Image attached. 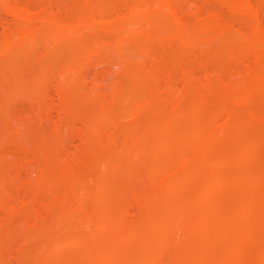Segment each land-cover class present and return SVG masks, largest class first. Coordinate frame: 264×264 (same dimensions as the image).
Returning a JSON list of instances; mask_svg holds the SVG:
<instances>
[{"label": "rangeland", "instance_id": "obj_1", "mask_svg": "<svg viewBox=\"0 0 264 264\" xmlns=\"http://www.w3.org/2000/svg\"><path fill=\"white\" fill-rule=\"evenodd\" d=\"M6 1L9 2L7 6L4 3ZM149 1L151 2L0 0V264H144L146 254L157 247L154 245L155 240L161 237L157 230L153 231L154 220L156 222L158 219L160 222L163 220L165 227H162L168 230H163L166 236L162 234L164 238H161L165 239L162 240L165 246L161 242L162 248L159 245L154 250L159 251L158 258L161 256L158 262L179 264L176 261H179L178 253L174 250L183 252L181 245H184L186 238L181 219L187 217L188 211H183V215L182 210L180 213L175 210L180 208L181 199L182 202L187 200V204L190 201L189 206L196 208L197 212L204 209V218H198L206 221L215 203L211 205L213 199H210L211 201L206 200L208 203L197 204L196 197L199 193H196L199 187H212L213 183L216 186L213 185L214 188L221 189L220 192L223 187H227L224 199L218 198L219 196L215 199L219 206L224 200L227 203L228 198L230 202L236 194L235 191L242 190L241 193L247 195V198L261 200L264 210V100L245 103L240 97L241 89L244 90L247 86L245 78H250L253 66L259 71L262 68V71L264 70V66L257 62V57L264 55V45L253 42L251 36L252 31L261 28L264 31V0H236V3H241L239 5L246 3L242 5L244 10L239 5L237 9H233L229 4L230 0H168L174 6L170 10L175 13L156 7L158 4H155V0H152L154 4ZM147 3L153 4L154 7H148ZM11 5L15 9L17 5L20 7L16 11H20L22 17L16 15L15 11L12 12ZM246 5L249 7L244 8ZM153 8L159 9L155 11ZM97 10L103 14L100 15ZM149 10L150 13L154 10V14H150ZM138 11V16L136 14V18H133L134 12ZM142 11L144 13H141ZM26 12L31 14L30 21H26L23 16ZM41 16L47 17L46 21H42L44 17L42 19ZM82 17L84 21L92 23L86 21L82 26L79 22L81 28L76 23L80 34L78 36L74 23L73 26L68 24L79 21L77 19L83 20ZM51 18H54L53 21ZM209 19L213 24L214 21L218 22L216 26L223 24L221 29L224 31H218L215 25L207 22ZM27 22L29 23L26 24ZM120 22L125 24L121 25ZM204 22L212 24L210 26L215 29L209 33L207 29L212 27L206 28L208 25ZM131 24H134L135 28ZM177 24H180V27H177ZM200 24L206 29L207 35L199 33L202 36L194 42L192 38H197L196 30ZM66 25L69 26L68 29ZM55 27L59 32H54ZM123 27L136 32L133 34L128 30L129 33ZM175 27L180 28L183 33L186 30L185 35L192 40L187 42V37L186 41L180 38ZM72 28L77 34L75 38ZM165 28H175L176 31H163ZM17 29L24 32L15 41L18 46L6 48ZM45 29L55 34L54 36L52 32H47L52 33L54 42L59 40L58 44L49 41L52 37L50 34L51 37L47 34V42L48 37L42 36L44 39H39ZM124 32L129 35L124 37ZM126 39L130 41L126 42ZM78 41L82 42V46L85 41V49L93 44L91 51L89 49L91 53L86 52L88 49L84 52V46L77 47L80 45L77 44ZM67 42L72 43L69 44L72 50L69 48V51H74L72 54L77 53L78 59L74 61H80L79 66L68 65L70 61L73 63V55L71 56L66 48ZM254 47L257 51L253 50ZM255 53L258 56L254 55ZM68 70L72 71L70 75ZM259 71L253 72L252 77H257ZM261 75L264 76L263 73H260ZM233 86L235 91H238L239 98L229 95L230 89L234 90ZM213 88H216V91ZM135 112H139L138 115ZM230 116L239 120H231ZM228 119L231 122H228ZM245 129L246 131L242 132ZM163 140L167 141L166 147H163L166 143L160 146ZM178 142L179 144H176ZM199 158L205 160L208 165L201 167L203 164L200 163L199 166ZM226 162H231V166H227ZM246 169L256 175L258 182L253 185L250 183V186L246 184L247 188L241 189L235 179L242 176ZM188 173L190 177L187 178ZM180 176L190 181L183 184L185 190L183 186L176 187L172 196L169 194L171 192L160 190L166 187L167 182ZM237 187L239 189L235 190ZM180 189L183 192H179ZM163 194L165 197H161ZM189 195L194 196H190L189 200ZM160 197H167L164 199L167 203L159 200V205H153L154 199ZM175 198H178L179 202L175 201ZM145 200L153 201L152 206H148L154 209H149L153 214L148 212L147 205L150 202L145 204ZM167 200L175 201L177 205ZM205 204L211 206V209ZM173 205L177 208L172 207ZM192 207L191 212H194ZM251 209H246L249 212L246 211L245 216L252 218L253 214L254 219L258 218L260 214L257 208H254L255 211ZM174 213L178 215L177 218ZM181 213L182 217H186H179ZM217 214L215 213L216 216ZM216 216L208 219L215 222L216 228H221L223 221L219 215V218ZM262 218L264 219V215L259 217L257 224L264 222ZM216 219H220V223H217ZM166 224H169L170 231ZM216 224L220 226L217 227ZM213 225L214 223L211 228ZM263 225L264 223L260 224L264 228ZM143 226H148L147 230L151 232L145 230L143 234ZM135 230L139 233V240L129 238L133 235L130 232L137 233ZM218 230L219 234L215 231L211 235L216 233L214 237H222L221 230ZM257 235L254 233L253 237L252 233L245 238L244 235H229L227 238L231 241L238 238L240 243L244 241L242 245L248 255V252H258L252 250L255 245L260 244H255L260 240ZM213 236L211 237L214 238ZM255 237L258 240L255 241ZM141 240L146 241L148 253V247H142ZM169 241H173L169 243L171 246L167 245ZM64 242L67 243L66 247H61ZM169 246H174L172 254L175 253L176 257L170 256L172 249H169ZM258 246L261 247V244ZM221 247L224 245L219 247V251L223 249ZM245 247H250L251 251L250 248L246 251ZM190 249L183 247L184 255H189V258L197 256L198 261L203 257L202 261L200 259L204 262L202 264H209L212 260L213 263L218 253L214 252L216 255H213L212 249H209L208 253L205 252L207 249L201 251L195 248L196 251L191 250L192 254ZM118 253L121 256L117 259ZM198 253L207 254L199 256ZM223 254L224 252L220 255ZM252 254L250 257L244 256L247 259H241L242 262L254 264ZM140 255L143 256L139 257ZM220 255L213 264H219L223 260L225 254L221 256L222 259ZM249 258L253 259L252 262Z\"/></svg>", "mask_w": 264, "mask_h": 264}, {"label": "bare ground", "instance_id": "obj_2", "mask_svg": "<svg viewBox=\"0 0 264 264\" xmlns=\"http://www.w3.org/2000/svg\"><path fill=\"white\" fill-rule=\"evenodd\" d=\"M146 1H148V0H146ZM153 1H154V0H153ZM155 1L157 2V3H155V4H158V5H155V6H156V7L159 6V8L161 7V9L164 8V9H168V10L171 9V10H172V8H174V6L171 5L172 3H170V1H168V0H155ZM155 1H154V2H155ZM7 2H8V1L4 2V3L6 4V6H7ZM151 2H152V0H151ZM151 2L149 1V3H151ZM8 3H9V2H8ZM143 3H144V2H143ZM149 3H147V4L149 5L148 7H154V5H153L154 3H153V2H152L153 4H149ZM229 4H230V6H231L233 9H234V8L237 9V5H239V4H241V3H240L239 1H238V3H236V0H230V3H229ZM245 4H246V3H243L242 5H245ZM9 5H10V4H9ZM137 5H138V4H137ZM137 5H136V6H137ZM150 5H152V6H150ZM242 5H239V6H241V8L243 9ZM4 6H5V5H4ZM15 6H16V5H15ZM139 6H140V5H139ZM142 6H143V4H142ZM145 6H146V4H145ZM239 6H238V7H239ZM11 7H12V5H11ZM137 7H138V6H137ZM140 7H141V6H140ZM146 7H147V6H146ZM148 7H147V8H148ZM246 7H249V6L246 5L244 8H246ZM7 8H8V7H7ZM142 8H143V7H142ZM142 8H140V9L142 10ZM147 8H146V9H147ZM159 8H156V10H158ZM239 8H240V7H239ZM16 9L19 10L20 7L18 8V5H17V8H16ZM16 9L12 7V12L15 11V12L17 13ZM89 9H90V8H89ZM91 9H92V8H91ZM93 9H94V8H93ZM95 9H97V8H95ZM149 9H150V8H149ZM153 9H154V8H153ZM131 10H132V9H131ZM131 10H130V11H131ZM144 10H145V9H144ZM151 10H152V9H151ZM151 10H149V13H150ZM154 10H155V9H154ZM154 10H153V11H154ZM156 10H155V11H156ZM171 10H170V11H171ZM173 10H175V9H173ZM243 10H244V9H243ZM26 11H28V10H26ZM84 11H85V10H84ZM87 11H88V10H87ZM95 11H96V10H95ZM95 11H93V13H95ZM97 11H98V13L101 12V11H99V10H97ZM145 11H146V10H145ZM147 11H148V9H147ZM147 11H146V12H147ZM153 11H152V13H150V14H154ZM159 11H160V10H159ZM21 12H22V11H21ZM24 12H25V11H24ZM90 12H91V11H89V13H90ZM139 12H140V11H138V13H137V12H136V13L134 12V17H133V18H136V14H137V16H138ZM146 12H145V13H146ZM161 12H162V11H161ZM167 12H168V11H167ZM171 12H172V13H175V11H171ZM8 13H9V12H8ZM16 13H15V14H16ZM22 13H23V12H22ZM26 13H27V12H26ZM85 13H86V12H85ZM96 13H97V12H96ZM141 13H144V12L142 11ZM157 13H158V12H157ZM157 13H155V14H157ZM15 14H14V15H15ZM18 14H19V16H20V14H21L20 11H19L16 15H18ZM99 14L102 15L103 12H102V13H99ZM166 14H167V13H166ZM168 14H169V13H168ZM26 15H28V16H26ZM29 15H30V16H29ZM82 15H83V14H82ZM97 15H98V14H97ZM131 15L133 16V13H131ZM148 15H149V14H148ZM174 15H175V14H174ZM23 16H25L24 18H25L26 21H28V20L30 21V19H29V17H31L30 12H29V14L27 13V14H25V15H23ZM90 16H91V14H90ZM92 16H93V15H92ZM94 16H95V15H94ZM128 16H129V15H128ZM142 16H143V15H142ZM142 16H141V17H142ZM17 17H18V16H17ZM20 17H22V16H20ZM27 17H28V19H26ZM41 17H42V19H43V17H44V19H43L42 21H46L45 19H46L47 17H45V16H41ZM41 17H40V18H41ZM85 17H86V16H85ZM120 17H122V16H120ZM120 17H119V18H120ZM123 17H124V16H123ZM151 17H152V16H151ZM157 17H158V16H157ZM78 18H79V17H78ZM80 18H81V17H80ZM82 18H83V17H82ZM86 18H87V17H86ZM93 18H94V17H93ZM119 18H117L116 20H118ZM131 18H132V17H131ZM154 18H155V17H154ZM177 18H178V17H177ZM48 19H50V18H48ZM53 19H54V18H51V21H53ZM76 19H77V18H76ZM121 19H123V18H121ZM125 19H126V17H125ZM168 19H169V18H168ZM172 19H173V18H172ZM213 19H214V18H213ZM77 20H79V21H76V22L74 21V22H72V20H71V22H72L71 24H72V25H71V24H68V25H69V26H73V23H74V25L76 26V27H74V28H75V31H77V34H78V30H77L78 27H77V25H79V24L82 25V24H83L84 22H86L87 20L84 21V18H83V20H82V19H77ZM80 20H82L83 22L80 21ZM90 20H92V19L90 18ZM93 20H95V19H93ZM152 20H153V19H152ZM155 20H157V19L155 18ZM178 20H179V19H178ZM104 21H106V20H104ZM118 21H119V20H118ZM122 21H123V20H122ZM122 21H121V22H122ZM135 21H136V20H135ZM169 21H170V19H169ZM169 21H168V22H169ZM174 21H175V20H174ZM209 21H210V23H212V21H211L210 19H209L207 22H209ZM54 22L58 23V21H56V20H54ZM68 22H69V21H68ZM79 22H80V23H79ZM87 22H91V21H87ZM116 22H117V21H116ZM121 22H120V23H121ZM156 22H157V21H156ZM170 22H171V21H170ZM172 22H173V21H172ZM177 22H178V21H177ZM179 22H180V21H179ZM28 23H29V22H27L26 24H28ZM76 23H77V25H76ZM78 23H79V24H78ZM91 23H92V22H91ZM103 23H104V22H103ZM120 23H119V25H120ZM123 23H124V22H123ZM123 23H121V25H122ZM132 23H133V22H132ZM134 23H135V22H134ZM180 23H181V22H180ZM217 23H218V22L214 21V24H213V23H212V24H213V26L215 25V27L218 29V31H219V30H223V29H221V26H222L223 24L221 23L222 25H219V24H218V26H216ZM49 24H50V23H49ZM59 24H61V22H60ZM88 24H89V23H88ZM100 24H102V20H101V23H100ZM116 24H117V23H116ZM124 24H125V23H124ZM124 24H123V25H124ZM129 24H130V23H129ZM157 24H158V23H157ZM174 24H175V23H174ZM201 24H202V23H201ZM201 24L199 25L198 29L196 30V33L198 32V33H197V38H192L193 41L195 40L194 42H197L198 39H199V37L202 36V35L199 34V33H202V32H203L204 34H206V29H204V27H202V26H204V24H205L206 26L208 25L207 27L205 26L206 28H210V27H212V26H210V25H212V24L209 25V23L206 24V23L204 22V24H202V26H201ZM46 25H48V24H46ZM62 25H63V24H62ZM68 25L65 26V27H67V29L69 28ZM117 25H118V24H117ZM131 25H132V24H131ZM133 25H134V24H133ZM133 25H132V26H133ZM178 25H180V24H177L176 26H177V27H180V26H178ZM28 26H29V25H28ZM60 26H61V25H60ZM79 26H80V25H79ZM82 26H83V25H82ZM82 26H80V28H81ZM92 26H93V24H92ZM125 26H126V25H125ZM129 26H130V25H129ZM132 26H131V27H132ZM153 26H155V25H153ZM164 26H165V25H164ZM166 26H167V25H166ZM169 26H170V25H169ZM171 26H172V25H171ZM171 26H170V27H171ZM219 26H220V28H218ZM225 26H226V25H225ZM225 26H223V27H225ZM133 27H134V26H133ZM159 27H160V26H159ZM159 27H158V28H159ZM170 27H169V28H170ZM173 27H174V25H173ZM177 27H175V28L177 29ZM200 27H201V28H200ZM215 27H212L211 29H207V30H208L209 33H210V31H213L212 29H213V28L215 29ZM223 27H222V28H223ZM260 27H261V26H260ZM44 28H45V27H44ZM58 28H59V26H58ZM58 28L56 29V27H55L56 31H54V30H53V31H54V32H57V31L59 32V29H60V28H59V29H58ZM74 28H72L71 30H73ZM120 28H121V26H120ZM123 28H124V27H123ZM123 28L121 29V32H122V30L125 29V28H124V29H123ZM134 28H135V27H134ZM134 28H133V29H134ZM153 28H155V27H153ZM158 28H157V29H158ZM169 28H167V29L165 28V30H163V31H168V32H170L172 29L170 30ZM175 28H173V30H174ZM181 28H182V27H181ZM199 28H200V32H199ZM51 29H52V28H51ZM118 29H119V28H118ZM161 29H162V27H161ZM179 29H180V28H179ZM179 29H177V31H176V30H174V31L172 30V31H173V33H175V31H176V34H177L180 38L185 39V41H186V37H187V42H189V41L192 40V39H188V36L185 35V34H187V33H186V30H185V32L183 33V32H181L182 30L180 31ZM201 29H202V30L204 29L205 31H204V30L202 31ZM217 29H216V30H217ZM255 29H258V28H255ZM255 29H254V30H255ZM261 29H262V28H261ZM261 29H258L257 31H256V30H255V31H252L254 34L252 33L251 36H252L253 42L256 41L255 43L258 42L259 44L264 45V31H262ZM17 30H18V29H17ZM17 30H15V31H17ZM20 30H21V29H20ZM20 30H18L16 33L13 34V36L11 37V40H12V41H10V42H11V43H10L11 45L6 43V44L8 45V47L6 46V48H9V47L11 46L10 49H12V47H16V46H18V43L15 45V41H16V39H19L20 35H22L21 33H24V32H21L22 30H21V31H20ZM26 30H27V28H26ZM47 30H49V29L47 28ZM71 30H69V31L71 32L70 34H72V31H71ZM128 30L132 31L130 28L127 27V29H125V31H128ZM183 30H184V28H183ZM23 31H25V30H23ZM63 31H64V30H63ZM66 31H67V30H66ZM73 31H74V30H73ZM75 31H74L75 34H74V33L72 34V35L74 36V38H75V35H77ZM80 31H81V30H80ZM130 31H128V32L130 33ZM172 31H171V32H172ZM208 31H207V33H208ZM214 31H215V30H214ZM223 31H224V30H223ZM30 32H31V31H30ZM38 32H41V31H38ZM38 32H37V33H38ZM47 32H52V31H51V30H50V31H46V29H45L44 33L42 32L43 34H42V33H39V35L42 34L41 37H39L38 35H36V36H38L39 39H42L44 36H45V38H46V37H48L49 34H50V33L48 34ZM121 32H120V33H121ZM128 32H127V33H128ZM132 32H133V31H132ZM135 32H136V31L134 30L133 34H134ZM138 32H140V31H138ZM138 32H137V33H138ZM146 32H148V31H146ZM35 33H36V32H35ZM52 33H53V32H52ZM52 33L50 34L51 36H52ZM122 33H123V32H122ZM122 33H121V34H122ZM141 33H142V32H141ZM211 33H212V32H211ZM213 33H215V32H213ZM213 33H212V34H213ZM218 33H219V32H218ZM218 33H217V34H218ZM25 34H26V33H25ZM25 34H24V35H25ZM47 34H48V36H47ZM53 34H54V33H53ZM56 34H57V33H56ZM64 34H65V33H64ZM121 34H120V35H121ZM145 34H146V33H145ZM149 34H150V33H149ZM62 35H63V34H62ZM66 35H67V34H66ZM68 35H69V33H68ZM79 35H80V34H78V36H79ZM123 35H126V36H124V37H127L129 34L127 35V34L124 32ZM141 35H142V34H141ZM168 35H169V34H168ZM171 35H172V34H171ZM177 35H176V36H177ZM206 35H207V34H206ZM42 36H43V37H42ZM51 36H49V37H51ZM54 36H55V34H54ZM131 36H132V34H130V37H131ZM134 36H135V35H134ZM142 36H143V35H142ZM144 36H145V35H144ZM178 36H177V37H178ZM9 37H10V36H9ZM38 37H37V38H38ZM49 37L46 38V42H47V39L49 40ZM67 37H69V36H67ZM70 37H71V35H70ZM118 37H119V36H118ZM194 37H195V36H194ZM238 37H239V36H238ZM34 38H35V36H34ZM79 38H80V37H79ZM131 38H132V37H131ZM189 38H190V37H189ZM205 38H206V37H205ZM35 39H36V38H35ZM43 39H44V38H43ZM51 39H53V36L51 37ZM51 39H50L49 41L54 42L55 39H53V40H51ZM67 39H68V38H67ZM72 39H73V37H72ZM242 39H244V38L242 37ZM62 40H63V39H62ZM69 40H70V39H68V41H69ZM81 40H82V39H81ZM196 40H197V41H196ZM247 40H248V39H247ZM23 41H24V40H23ZM26 41H28V43H29V39H27ZM26 41H25V42H26ZM30 41H31V40H30ZM49 41H48V42H49ZM58 41H59V40L57 39V42H54V43H57V44H58V43H59ZM60 41H61V39H60ZM63 41L66 42L67 40H66V41L63 40ZM71 41H72V40H71ZM122 41H125V39H124V40H121V44H120V45H122ZM127 41H128V40L126 39V42H127ZM129 41H130V40H129ZM129 41H128V42H129ZM7 42H9V41H7ZM12 42H14V43H12ZM25 42H24V43H25ZM69 42H70V41H69ZM75 42H76V40H75ZM84 42H85V41H84ZM84 42H83V46H84ZM117 42H118V41H117ZM239 42H241V41H239ZM61 43H62V41H61ZM61 43H60V45H62ZM67 43H68V42H67ZM73 43H74V41H73ZM78 43H80V42L78 41L77 44H78ZM81 43H82V42H81ZM81 43H80V45H77L76 43H75V44L77 45V47L79 46V48H81V47H83V46L81 45ZM119 43H120V42H119ZM124 43H125V42H124ZM255 43H254V44H255ZM12 44H13L14 46H13ZM69 44H70V43H68V45H67V47H66V48L68 49V51H69V48H70ZM71 44H72V43H71ZM71 44H70V45H71ZM85 44H86V43H85ZM117 44H118V43H117ZM246 44H247V43H246ZM259 44H258V45H259ZM23 45L25 46V44H23ZM54 45H55V44H54ZM63 45H65V44H63ZM90 45H91V44H90ZM90 45H88V47H89ZM249 45H250V44H249ZM68 46H69V47H68ZM97 46H98V45H97ZM101 46H102V45H101ZM245 46H246V45H245ZM19 47H20V46H19ZM62 47L65 48L64 46H62ZM85 47H86V46H84V47L82 48L83 51L85 52V50L88 49V50L86 51V52H88L91 46H90L89 48H87V49H85ZM92 47H93V44H92ZM92 47H91V48H92ZM99 47H100V46H99ZM243 47H244V46H243ZM71 48H72V47H71ZM71 48H70V50H72ZM74 48H75V47H73V49H74ZM244 48H245V47H244ZM260 48H261V46H260ZM75 49H76V48H75ZM93 49H95V44H94V48H93ZM247 49H248V47H247ZM255 49H256V48L254 47L253 50H255ZM13 50H14V49H13ZM68 51H67V52H68ZM81 51H82V50H81ZM81 51H80V52H81ZM90 51H91V49H90ZM90 51H89V52H90ZM255 51H257V49H256ZM12 52H13V51H12ZM69 52H70V51H69ZM69 52H68V54L70 55V53H71L72 51H71L70 53H69ZM14 53H15V52H14ZM72 53H74V51H73ZM72 53H71V56L73 55V57H72V61H73V63H71V61H70V64H68V65H69V66L73 65L72 67H75V64H78V62L80 63V61L75 62V61H77V60L74 61V59H78V56H77V53H76V54H72ZM90 53H91V52H90ZM68 54H67V55H68ZM81 54H82V53H81ZM81 54H80V55H81ZM88 54H89V53H88ZM69 55H68V57H69ZM75 55H76V56H75ZM85 55H86V53H85ZM254 55H256V53H255ZM259 55H262V54L259 53ZM74 56H75V58H74ZM256 56H258V54H257ZM82 57H83V56H82ZM258 58H259V59H258ZM257 59H258L257 62H259V65H260V66H264V55H262V57L258 56ZM69 60H70V59H69ZM68 63H69V61H68ZM79 65H80V64H78V66H79ZM255 66H256V65H255ZM253 68L256 69L255 71H259V70H257V68H255L254 66H253ZM70 69H71V68L69 67V70H70ZM249 69H250V68H249ZM254 69H253V71L251 70V71H252V72H251L252 75H253V72H255ZM262 69H263V68H262ZM262 69H261V71H262ZM69 70H68V72H69ZM261 71H259V75H258V76H260V73H261V74H262V73L264 74V72H263L264 70H263L262 72H261ZM71 72H72V71H71ZM71 72H69V75H70ZM73 72H74V71H73ZM257 73H258V72H257ZM67 74H68V73H67ZM75 74H76V72H75ZM75 74H74V75H75ZM69 75H68V76H69ZM74 75H73V76H74ZM252 75H250V78H247V77L245 78V79H247V81H246V82H247V86L244 87V90L241 89V90H242V94H240L241 96L239 95L240 97L243 98V100H245V103H246V101H248V102H249V101H252V102H253V100H259V101H260V100H262V101L264 100V99H263V98H264V76L261 75L260 78H258V76H257V77H256V76H255V77H252ZM253 76H254V75H253ZM69 77H70V76H69ZM261 77H262V78H261ZM139 80H140V79H139ZM244 82H245V81H244ZM136 83H137V81H136ZM139 84H140V83H139ZM245 84H246V83H245ZM141 85H142V84H141ZM244 86H245V85H244ZM138 88H139V87H138ZM229 88H231V87H229ZM229 88H228L227 90H229ZM242 88H243V87H242ZM213 89H214V91H216V88H213ZM233 89H234V86H233ZM135 90H136V89H135ZM62 91H63V90H62ZM222 91H223V90H222ZM224 91L226 92L225 89H224ZM227 92H228V91H227ZM237 92H238V91H237ZM237 92L235 91V89L232 90V88H231L230 91H229V95L235 97V96L238 95ZM63 93H64V92H63ZM239 93H241V91H240ZM227 94H228V93H227ZM262 95H263V96H262ZM223 97H224V95H223ZM237 97H238V96H237ZM224 98H225V97H224ZM232 98H233V97H232ZM238 98H239V97H238ZM221 99H222V98H221ZM235 99H237V98H235ZM228 100H229V99H228ZM233 100H234V98H233ZM243 100H242V101H243ZM231 101H232V100H231ZM248 102H247V103H248ZM197 103L199 104V102H197ZM263 103H264V102H263ZM136 104H137V103H136ZM261 104H262V103H261ZM141 105H142V104H141ZM263 105H264V104H263ZM137 106H138V105H137ZM199 106H201V105H199ZM199 106H197V107H199ZM138 108H139V107H138ZM195 109H197V108H195ZM199 109H201V108H199ZM141 110H142V109H141ZM228 110H229V109H227V111H228ZM133 111H134V110H133ZM135 111H136V110H135ZM196 111H197V110H196ZM198 111H200V110H198ZM225 111H226V110H225ZM136 113H137V112H135V114H136ZM138 113H139V112H138ZM138 113H137L136 115H138ZM230 114H231V113H230ZM136 115H135V118H136ZM236 116H237V115H236ZM228 118H229V117H228ZM229 119H231V120H236V122H237V120H239L238 118L236 119L235 117H234V118H231V116H230ZM229 119H228V120H229ZM240 121H241V119H240ZM226 122H227V119H226ZM228 122H231V121L229 120ZM243 123H245V122H243ZM238 124L240 125L239 121H238ZM247 124H248V122H247ZM247 124H245V125L248 126ZM250 125H251V124H250ZM241 126L243 127L242 124H241ZM246 126H245V128H246ZM242 127H240V128H241V129H244V128H242ZM260 127H261V126H260ZM260 127H259V128H260ZM248 128H250V127H248ZM247 130H249V129H247ZM260 130H261V129H260ZM244 131H246V129H245V130H242V132H244ZM259 135L261 136V134H259ZM167 140H168V139H167ZM162 142H163V143H162ZM162 142H160V146H162V144H165V143H166L165 146L163 145V147H166V146H167V141H166V140H163ZM169 142H170V141H168V143H169ZM263 142H264V139H263ZM170 143H171V142H170ZM171 144H173V143H171ZM176 144H179V142L176 143ZM180 144H181V143H180ZM168 145H169V144H168ZM253 145H254V144H253ZM177 146H178V145H177ZM247 146H250V145H247ZM163 147H162V148H163ZM160 148H161V147H160ZM160 148H159V149H160ZM251 148H252V147H251ZM164 149H165V148H164ZM161 151H162V150H161ZM161 151H160V152H161ZM158 152H159V151H158ZM147 154H148V153H147ZM231 154H233V153H231ZM234 155H235V154H234ZM198 157H199V156H198ZM200 157H201V156H200ZM199 159L201 160V158H199ZM204 159H206V157H205ZM242 159H243V158H242ZM234 160H235V159H234ZM251 160H252V159H251ZM202 161H203V163H202ZM225 161H226V160H225ZM188 162H189V161H188ZM204 162H205V163H204ZM231 162H232V161H231ZM231 162H226V163H227L226 165H227V166H228V165L231 166V164H230ZM189 163H191V162H189ZM198 163H199V164H198L199 166H200V163L203 164V165H201V167H203L204 165L206 166V164H207L206 161L203 160V159H202L200 162H198ZM191 164H193V163H191ZM207 165H208V164H207ZM201 167H200V168H201ZM251 167H253V166H251ZM205 168H206V167H205ZM247 168H248V167H247ZM203 169H204V168H203ZM247 170H248V169H246L245 172H244V171L242 172V174H241L242 176H237L236 179H235L236 182H237V186L241 187V189L244 188V187L247 188V185L250 186L251 184H252V185H253V184H257V182H258V179H257L256 175L254 176V174L252 173L251 170H250L251 173L249 172V170H248V171H247ZM246 171H247V172H246ZM243 174H244V175H243ZM251 174H253V176H252ZM231 175H232V174H231ZM231 175H229V176H231ZM235 175H236V174H235ZM237 175H238V173H237ZM176 176H177V175H176ZM178 176H179V175H178ZM188 176L190 177V174H189V173L187 174V178H188ZM233 176H234V175H233ZM212 177H213V176H212ZM258 177H259V176H258ZM172 178H173V176H172ZM172 178H171V179H172ZM187 178H185L184 176H182V178H181V176H180L178 179H177V178H176V179H172V180H170L169 182H167V184H165L166 187H164V189H162V188L160 189V186H158V187H159L160 190H164V191H167V192H171V193H169V194L172 196L173 192H175V188H176V187L178 188V187H180V186H183V184L185 185V183H186V181H187V180H186ZM210 178H211V177H210ZM261 179H262V178H261ZM208 181H209V180H208ZM213 181H214V180H213ZM213 181H212V183H213ZM187 182H190V181H187ZM252 182H254V183H252ZM165 183H166V182H165ZM210 183H211V181H210ZM250 183H251V184H250ZM232 184H233V183H232ZM246 184H247V185H246ZM213 185H214V187H216V186H215V183L212 184V187H211V186H207V188H205V187H202V186H201V187H202V188H201L202 190H201L200 187H199L200 185H199V186L196 185V186L199 187L198 189H199L200 191L196 189V190H197V193H196V194L199 193V195H198V197H196L197 195H195V197L198 198V200L196 199L197 202H198L197 204H200V203H203V202L208 203L209 201L206 202V200H210V199L212 200V199H213V200H212L213 203L210 202V203H212L211 205H213V204L215 203V204L213 205V207L210 206V207L213 208V209H211V208L208 206V204H207V205L205 204L206 206H208V207L211 209V210L208 209V210H210V211H209V214H210V215H208V217H209V218H211V216L214 217V216H216L215 213H218L217 216L219 215L220 218L222 219L221 221H223V223L221 222L222 227L220 228V227H219L220 225L218 226V225L216 224L217 227H219V228H216V226H215V222L210 221V220L208 219V217H207L208 220H207L206 217H205L206 221L203 222L201 219H200V220H201V221H200L198 217L201 218V216H202V217L205 216L204 212H202L204 209H203V210H200V209H199L200 211L197 212V209H196V208H193L192 206H189V205H190V204H189L190 201H189L188 204H187V202H186L187 200L184 201V202H182L183 200L181 199V201H180L181 204L178 203V204H180V205H179L180 208H177V207H175L174 205L172 206V207H175V209H176V208L178 209V210H175L176 212L179 211L178 213H180L181 210H182L181 212H183V211H186V212H187V211H188V213H189V215H190V217H188L189 215H188V213H186V214H187V217H186V215H185V216H183V217H186V218H183V217H182V213H181V216H179V217H182V218H183V219H181L182 221L180 220V218H179V220H180L182 223H184V224H183V226H184V228H185V231H184V232H185V237H184V238H186V239H184L185 241H183V242H185L184 245H181V246L186 247V249H188V248L190 249L189 246L194 247V249H193V248L190 249V252H191V250L194 251L195 248H196V250L198 249V250H201V251H203V250L205 251V249H207V251H205V252H208L209 249H212V250H213V253H212L213 255H214L215 253H217V252H218V253H219V252H221V253L224 252V254H225V255L223 254L224 256H223V255H220L221 253H219V254L217 253L218 256L215 254V255H216V260H215L214 258H213V259H214L215 261H217V258H218L219 255H220V257L223 256L225 259H224L223 257H221V259L223 258V260L220 261L219 264H241V262H242L241 259H243V258L245 259L246 257H244V256L247 255V254H245V251H244V250H245V249H244V245H242V243H243L244 241H243L242 243H240V242L238 241V238H236V239H234V240L232 239V241H231V239L229 240V239L227 238V236L229 237V235H230V236L233 237V235H234V236L236 235L237 237H242V236L244 235L243 238H245V236H247V235H252V233H253V237H254V233H255V236L258 234L257 236H258V238L260 239V240H258V238L255 237V238H257V239H255V241L258 240V241H256L255 244H257V242H258V243L260 242L261 247L258 246V245H260V244H258L257 246L255 245V247L252 248V250H253V252H254V250H256L255 252H257V251H258V252L255 253V254L253 253L254 255L252 254V252H251V253L248 252L247 257H248V256L250 257V254H252L253 257H252V256H251V257L255 260V263H254V264H264V243H262V241L264 242V239H263V238H264V228L260 226V224H263L264 222L262 223V222L259 221L260 223L257 224V223H258L257 221L260 220L259 217H262V216L264 215V210L262 209V201H261V200H258V199H253V200H252V199L247 198V197H248L247 195H245L244 193H241L242 190H241L240 192H238L237 189H239V188L237 187V188L235 189V190H237V191H235L236 194L234 195V198H233V199L231 198L232 201L230 200V202H229V198L226 196L225 199L228 198V201L226 200V201H227V203H226L225 200H224V201L222 200L223 202L219 203L220 205L222 204V205H221L222 207H221V206H219V205L216 203L217 200H215V199H216L218 196H219L218 198H222V197H223V199H224V197H225V195H226V189H227V187H226V189H223V188H224V187H223V188H222L223 191L220 192L221 189L218 190L217 188H214ZM161 186H162V185H161ZM189 186H190V185H189ZM158 187H157V188H158ZM183 187H184V190H185V186H183ZM186 187H187V186H186ZM231 187H232V186H231ZM233 187H234V186H233ZM177 188H176V189H177ZM195 188H197V187H195ZM246 188H245V189H246ZM181 189H182V188H181ZM181 189H180L179 192H183V191H184L183 189H182L183 191H181ZM186 189H187V188H186ZM245 189H244V191H245ZM178 190H179V189H178ZM178 190H177V191H178ZM187 190H188V189H187ZM224 190H225V191H224ZM230 190H232V188H231ZM233 190H234V188H233ZM194 191H195V190H194ZM194 191H193V192H194ZM228 191H229V190H228ZM228 191H227V194H228ZM153 192H154V190H153ZM159 192H160V191H159ZM184 192H185V191H184ZM195 192H196V191H195ZM223 192H224V193H223ZM245 192H246V191H245ZM161 193H162V192H161ZM165 194H166V193H165ZM177 194H178V193H177ZM187 194H188V193H187ZM190 194H191V193H190ZM192 194H193V193H192ZM260 194H261V193H260ZM154 195H155V194H154ZM158 195H159V194H158ZM160 195H161V194H160ZM166 195H168V193H167ZM178 195H179V194H178ZM182 195H184V194H182ZM221 195H223V196H221ZM254 195L257 196V194H255V193H254ZM171 196H170V197H171ZM179 196H180V195H179ZM190 196H194V195H189V197H190ZM143 197H144V196H143ZM161 197H165L164 194H163V196H161ZM161 197H160V198H161ZM177 197H178V196H177ZM182 197H183V196H182ZM186 197H188V196H186ZM145 198H146V196H145ZM145 198H144V199H145ZM160 198H159V199H158V198H155V199H154V201L156 202V204H155V202H154V204H153V201H152V202H151V201H147L148 203L150 202V203H149L150 205H149V204L146 202V200H145V202H146L145 204H148L147 207H148V206H152L151 204L157 206V205H159V204H157V203H159V202H157V201H159V200H162V201H163V200L166 199L167 197L164 198V199H163V198L160 199ZM173 198H174V197H173ZM180 198H181V196H180ZM246 198H247V199H246ZM147 199H148V198H147ZM157 199H158V200H157ZM168 199H172V198H168ZM175 199H176L175 201L178 200V198H175ZM190 199H191V197L189 198V200H190ZM244 199H245V200H244ZM142 200H143V198H142ZM211 200H210V201H211ZM143 201H144V200H143ZM162 201H161V202H162ZM164 201H165V200H164ZM164 201H163V202H164ZM167 201L176 203L175 201H170V200H167ZM193 201H194V200H193ZM215 201H216V202H215ZM218 201H219V200H218ZM165 202H166V201H165ZM177 202H179V201H177ZM185 202H186V203H185ZM219 202H220V201H219ZM166 203H167V202H166ZM210 203H209V204H210ZM223 203H224L225 205H223ZM263 203H264V202H263ZM162 204H163V203H162ZM172 204H173V203H172ZM192 204H193V203H192ZM197 204H195V206H196ZM142 205H143V204H142ZM160 205H161V203H160ZM167 205H168V204H167ZM176 205H177V203H176ZM202 205H203V204H202ZM202 205H201V206H202ZM217 205H218L221 209L218 208ZM163 206H164V205H163ZM165 206H166V205H165ZM195 206H194V207H195ZM203 206H204V205H203ZM224 206H225V207H224ZM143 207H144V206H143ZM154 207H155V206H154ZM170 207H171V205H170ZM191 207L193 208L192 210H193L194 212H191ZM199 207H200V206H199ZM199 207H198V208H199ZM145 208H146V207H145ZM203 208H205V207H203ZM251 208H253V210H254V208H257V210L259 211L258 214H260L258 218H255V219H254V218H253V216H254L253 214H252V215L250 214V215L252 216V218H248L247 216H245V212L248 211V210H246V209H249V211H250V210H252ZM147 209H148V212H151V211H152L151 209H153V208H151V207L149 208V207H148ZM147 209H145V211H146ZM149 209H150L151 211H149ZM156 209H158V208H156ZM179 209H180V210H179ZM195 209H196V211H195ZM206 209H207V208H206ZM153 210H154V209H153ZM155 211H156V210H155ZM249 211H248V212H249ZM254 211H255V210H254ZM146 212H147V211H146ZM195 212H196V213H195ZM201 212H202V213H201ZM206 212H207V211H206ZM206 212H205V213H206ZM154 213H156V212H154ZM197 213H198V214H197ZM151 214H153V212H151ZM157 214H158V213H157ZM184 214H185V213L183 212V215H184ZM193 214H194V215L197 214V215H199V216H197V215L194 216ZM201 214H202V215H201ZM206 214H207V213H206ZM141 215H142V214H141ZM159 215H160V214H159ZM159 215H157V216H159ZM174 215L176 216L177 214L174 213ZM256 215H257V214H256ZM150 216H152V215H150ZM177 216H178V215H177ZM177 216H176V218H177ZM193 216H194V217H193ZM206 216H207V215H206ZM217 216H216V218H217ZM219 216H218V218H219ZM213 217H212V218H213ZM141 218H142V216H141ZM153 218H154V217H153ZM153 218H151L152 221L155 219V218H154V219H153ZM203 218H204V217H203ZM104 219H106V218H104ZM144 219H145V217H144ZM262 219H263V218H262ZM141 220H142V219H141ZM141 220H140V221H141ZM148 220H150V219H148ZM148 220H147V221H148ZM211 220H212V219H211ZM100 221H101V220H100ZM103 221H104V220H103ZM152 221H149V222H150L151 225H154ZM157 221H158V222H157ZM157 221L155 222V220H154V223H155L154 229H155V230H153V231H156V230H157V231H156L157 234L159 233L158 235H161V237H157V239L155 238V239H156V240H155L156 243L154 244V242H153V244H154L155 246L159 247V245H160L161 242L164 244V242H163L162 240H165V239H161V238H164V237L166 236V235H164V234H165L164 232H165V231L168 232V230H165V228L163 229V227H165V223L162 222L163 220L161 221L162 224H160L161 222H160L159 219H158ZM215 221L217 222L218 220L216 219ZM219 221H220V219H219ZM219 221H218L217 223H220ZM262 221H264V219H263ZM138 222H139V221H138ZM143 222H144V220H143ZM145 222H146V221H145ZM149 222H148V224H149ZM178 222H179V221H178ZM181 222H180V223H181ZM212 222L214 223V225H213L214 227L211 228V225L213 224ZM243 222H244L245 224H244ZM99 223H100V222H99ZM101 223H102V221H101ZM105 223H107V221H105ZM105 223H104V224H105ZM146 223H147V222H146ZM163 223H164V224H163ZM97 224H98V223H97ZM138 224H140V223H138ZM241 224H243V225H245V226H243V225L240 226ZM105 225H106V224H105ZM142 225H143V223L141 224V226H142ZM145 225H147V224H145ZM166 225H167V224H166ZM168 225H169V224H168ZM168 225L166 226V228L169 227ZM179 225H180V224H179ZM181 225H182V224H181ZM257 225H259L260 227H256ZM137 226H138V225H137ZM141 226H140V227H141ZM149 226H150V225H149ZM162 226H163V227H162ZM263 226H264V225H263ZM110 227H111V226H110ZM134 227H135V226H134ZM134 227H133V229H134ZM143 227H144V226H143ZM147 227H148V226H145L144 229H142V230H144V231H143L144 233L141 231L143 234H145V230H147ZM181 227H182V226H180V228H181ZM135 228H136V227H135ZM145 228H146V229H145ZM214 228L217 229V230H215ZM243 228H244V229H243ZM137 229H138V228H137ZM140 229H141V228H140ZM182 229H183V228H182ZM210 229H212L213 231H212V230L210 231ZM218 229L221 230V231H220V234H221V235L223 234L222 237H221V236H218V237H217V235H215L216 237H214L213 235L216 234V233H214L213 235H211V234H212L213 232H215V231L218 232V231H219ZM151 230H152V229H151ZM163 230H165V231L163 232ZM135 231H136V230H135ZM138 231H139V229H138ZM147 231H148V233L151 232V231H149V230H147ZM169 231H170V227H169ZM179 231H180V229H179ZM181 231H182V230H181ZM136 232H137V231H136ZM139 232H140V231H139ZM156 232H155V233H156ZM200 232H203V233L200 234ZM208 232H211V233H208ZM221 232H222V233H221ZM231 232H232V233H231ZM125 233H126V231H125ZM130 233H133V235L131 234V237H129L131 240H137V239L139 238V237H138V234H139L138 232L135 233V234H134V232H130ZM163 233H164V234H163ZM169 233H170V232H169ZM146 234H147V233H146ZM162 234L164 235V237H162ZM167 234H168V233H167ZM171 234H172V233H171ZM199 234H200V235H199ZM209 234H210L211 236H213L214 238H212L211 236H209ZM218 234H219V232H218ZM141 235H142V234H141ZM141 235H140V237H141ZM158 235H156V236H158ZM129 236H130V235H129ZM143 236H144V235H143ZM156 236H155V237H156ZM167 236H168V235H167ZM172 236H173V235H172ZM93 237H94V239H95V236H93ZM248 237H249V236H248ZM89 238H90V237H89ZM168 238H170V236H169ZM173 238H174V240H175V237H173ZM66 239H67V238H66ZM69 239H70V238H69ZM145 239H146V238H145ZM147 239H148V237H147ZM239 239H240V238H239ZM241 239H242V238H241ZM249 239H250V238H249ZM261 239H262V241H261ZM138 240H139V239H138ZM228 240H229V241H228ZM242 240H243V239H242ZM66 241H67V240H66ZM98 241H99V240H98ZM128 241H129V240H128ZM141 241H142V240H141ZM148 241H149V240H148ZM167 241H168V240H167ZM240 241H241V240H240ZM246 241H247V239H246ZM253 241H254V240H253ZM70 242H71V241H70ZM70 242H69V243H70ZM89 242H90V241H89ZM132 242H133V241H132ZM149 242H151V241H149ZM172 242H173V241H171V242L169 241L167 245H170L169 243H172ZM174 242H175V241H174ZM250 242H251V240H249L248 243L250 244ZM94 243H95V242H94ZM135 243H136V242H135ZM145 243H146V241H145V242L142 241V242H141V246H142V247H148V246L145 245ZM166 243H167V242H166ZM92 244H93V242H92ZM127 244H128V243H127ZM137 244H138V243H137ZM148 244H149V243H148ZM148 244H147V245H148ZM151 244H152V243H151ZM182 244H183V243H182ZM63 245H64V247H66L65 245H67V243L64 242V244H62L61 247H63ZM221 245H224V247H221V248H223V249H222L223 251H222V250L219 251V247H220ZM245 245H247V244H245ZM253 245H254V243H253ZM253 245H250V246H253ZM89 246H90V245H89ZM138 246H139V245H138ZM160 246H161V248H162L163 245H160ZM164 246H165V244H164ZM170 246H171V245H170ZM170 246H169V249H172V251L169 252V253H170V256H171V255H173L172 253H173V248H174V246H173V248H170ZM181 246H179L180 249H181ZM187 246H188V248H187ZM151 247H153V246H151ZM157 247H156V248H157ZM183 247H182L181 250H182L183 252H185V251L183 250ZM256 247H259V248H256ZM140 248H141V247H140ZM156 248L154 247V250H155ZM176 248H177V247H176ZM245 248H246V247H245ZM248 248H250V247H247V248H246V251L248 250ZM255 248H256V249H255ZM91 249H93V248H91ZM91 249H90V250H91ZM150 249H151V248H150ZM167 249H168V246H167ZM167 249H166V250H167ZM174 249H175V248H174ZM217 249H218V251H215V250H217ZM90 250H89V251H90ZM144 250H145V249H144ZM147 250H148V251H147V253H148V252H149V247L147 248ZM152 250H153V249H152ZM152 250L148 253V255L146 254V251H145V253L142 252V254H143V253L146 254V257L148 256L147 258L145 257V259L142 258V259L144 260V264H159V263H160V262H158V261H160V260H158V259L161 257V256H160V257L158 258V256H159V253H158V252H159V251H158V252H157V251L155 252V251L153 250L154 252H152ZM164 250H165V248H164ZM164 250H162V252H163ZM177 250H178V249H177ZM181 250H180V251H181ZM196 250H195V251H196ZM89 251H88V252H89ZM104 251H105V250H104ZM167 251H168V250H167ZM167 251H166V253H167ZM169 251H170V250H169ZM174 251H175L176 254L178 253L177 256H178L179 261H178V260H176V261H177L179 264H202V263H204V262H201L203 257L200 258L201 261H200V259H199V261L197 260V258H199V257H197V256H195L196 258L194 257L195 259L190 257V258H191V260H190V258L188 257L189 255H188V256H185L183 252H177L176 250H174ZM178 251H179V250H178ZM187 251L189 252V250H187ZM249 251H251V248L249 249ZM84 252H85V251H84ZM160 252H161V251H160ZM162 252H161V253H162ZM190 252H189V253H190ZM214 252H215V253H214ZM85 253H86V252H85ZM119 253H120V252H119ZM119 253H118V255H119ZM157 253H158V254H157ZM161 253H160V254H161ZM166 253H165V255H166ZM175 253H174V255H175ZM189 253H188V254H189ZM191 253H192V252H191ZM196 253H197V252H196ZM196 253H194V254L196 255ZM208 253H209V252H208ZM246 253H247V252H246ZM163 254H164V253H162V255H163ZM167 254H168V253H167ZM186 254H187V253H186ZM192 254H193V253H192ZM192 254H191V256L193 257ZM200 254H202V253H198L199 256H200ZM206 254H207V253H204V254H202V255L205 256ZM84 255H85V254H84ZM116 255H117V254H116ZM168 255H169V254H168ZM174 255H173V256H174ZM202 255H201V256H202ZM213 255H211V256H213ZM86 256H87V255H86ZM120 256H121V254L117 257V259H118ZM141 256H143V255H140L139 257H141ZM170 256H169V258H170ZM208 256H209V255H208ZM113 257H114V256H113ZM175 257H176V255H175ZM165 258H166V257H165ZM207 258H210V257H207ZM100 259H101V258H100ZM142 259H141V260H142ZM176 259H177V258H176ZM192 259H194V260H192ZM246 259H247V258H246ZM249 259H251V258H249ZM253 259H251V262H252ZM161 260H163V259H161ZM174 260H175V258H174ZM207 260H208V259H207ZM210 260H212V259H210ZM210 260H208V261H210ZM218 260H220V258H219ZM204 261H205V260H204ZM212 261H213V260H212ZM212 261H211V262H212ZM215 261H214L213 263H216ZM161 262H162V261H161ZM211 262H210L209 264H213V263H211ZM245 262H246V261H245ZM247 262H248V261H247ZM247 262H246V263H247ZM249 262H250V260H249ZM253 262H254V261H253ZM140 263L142 264V262H140ZM164 263H165V259H164ZM246 263H243V262H242V264H246ZM161 264H162V263H161ZM165 264H166V263H165ZM250 264H251V263H250Z\"/></svg>", "mask_w": 264, "mask_h": 264}]
</instances>
